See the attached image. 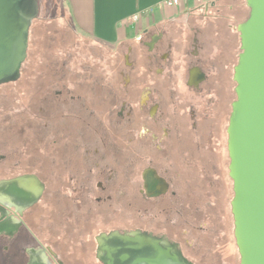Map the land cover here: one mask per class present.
<instances>
[{
  "label": "flooded vegetation",
  "instance_id": "1",
  "mask_svg": "<svg viewBox=\"0 0 264 264\" xmlns=\"http://www.w3.org/2000/svg\"><path fill=\"white\" fill-rule=\"evenodd\" d=\"M230 63L232 62H224L222 65L228 70L231 68ZM215 68L216 64L203 66L199 61L189 68L188 87L202 91V84L208 82L207 89L198 96L138 97V100L132 99L133 97H106V112H99L89 104V101L96 103L93 101L94 97L91 100L89 97L46 99L44 112H61L59 143L64 146L68 139L73 138L74 152L69 156L64 152L60 160L62 174L58 194L62 206L59 211L63 220L60 225L62 235H55L56 239L51 244H46L31 231L37 240L33 244L44 248L29 250L31 260L29 255L26 256L25 264H75L78 257L71 246L86 248L89 244L95 245L96 264H104L99 258L100 234L113 231L123 234L137 229L172 245L185 264H241L232 208L224 205V210L222 209L226 227V239L222 247L214 240L220 233L218 223L222 215L209 199L213 195L212 191L216 192L205 186L209 179L201 176V181L195 182L192 174L186 175L178 171L175 162L184 160H172L163 156L167 154L165 151L168 148L164 136L184 133L185 123L187 132H190L199 127L202 116L210 118L212 115L216 126L217 120L226 112L228 82L217 77L212 70ZM32 119L27 118L30 124L33 123ZM69 129H74L76 135L69 137ZM115 133H121L123 139L131 133H138L141 136L140 142L132 144L119 140ZM115 137L118 141H115ZM132 149H139L138 154L131 152ZM186 161L191 162L189 159ZM34 164L31 157L20 173L0 179V237L13 239L14 243H29L23 227L35 225L29 217L31 209L49 188L45 180L34 172ZM17 165L13 164V168L16 169ZM33 175L44 185L38 200L41 185ZM21 176L28 177L15 179ZM220 176L226 192L225 179L222 173ZM211 185L214 186L212 183ZM201 187L204 189H200ZM195 197L208 199L196 204ZM131 198L139 199L140 218L148 217V223L140 222L135 228L108 229L95 235L90 232L89 224L84 220L90 221L95 215L110 217L112 212L118 211L128 215ZM92 199H95V205L92 204ZM82 210L90 213L88 218ZM160 216H164L165 220H159ZM51 226L54 229V225ZM84 232L86 233L82 237L81 233ZM226 249L229 251L228 255L225 253ZM24 252L27 255L28 248L25 247ZM189 253L194 254V257L190 259ZM20 256L21 251H16L15 257Z\"/></svg>",
  "mask_w": 264,
  "mask_h": 264
},
{
  "label": "rangeland",
  "instance_id": "2",
  "mask_svg": "<svg viewBox=\"0 0 264 264\" xmlns=\"http://www.w3.org/2000/svg\"><path fill=\"white\" fill-rule=\"evenodd\" d=\"M43 2L45 14L47 12L49 13L50 10L51 13L44 17L40 16L41 18L35 19L32 23L29 35V55L23 66L24 69L20 79L16 82L0 85V179L20 173L23 166L27 165L28 159L31 157H33L34 165H40L42 159L36 157V148L45 152V150H47L46 146H48L50 150H53L51 139H56L58 134L55 133V128L53 127L55 125L51 121L47 122L44 120L45 118L42 117L43 112L38 110L40 109L39 105L42 104L41 98L79 97L78 92L80 88L76 86L77 84L75 81H79L78 84L82 83L85 75L91 73V67L95 69V71L100 72L104 69L106 71L108 70L109 73L110 62H112L111 46L99 43L78 32L74 34L70 30L69 20L65 16L62 0H43ZM48 3L51 8L47 6ZM215 16L216 12L213 11L209 13L208 17L217 23V27L214 29L218 32L216 33V35H218L214 37H217V39H219L218 42L222 45L225 62L233 58V61L230 62L236 63L237 57L241 51L237 29H232L233 35L226 34L225 29L221 28L223 23L216 20L217 17ZM60 61H69L66 72L64 70L61 71ZM46 64L48 65L45 67ZM230 67L231 68L228 70L225 69L221 61V63L218 62L216 68L212 70L217 74L219 79L222 78L228 82L227 92L229 94L227 100L233 101L236 96L234 92L236 82L233 80V63H230ZM74 71L79 75H73ZM113 73V70H110L111 78ZM64 85H66L68 91L71 92L66 91V93H64L62 88ZM61 90L64 94L61 93ZM182 92H184L183 88ZM26 118H33L36 120H33V123L30 124ZM22 128H24V131H21ZM199 161L197 165L195 164L196 167L193 171V176L200 181L202 179L201 176H204L206 180L209 179L208 182L205 183V186H208V189L211 188L216 190V192L212 191L211 194L213 195L209 197V199L215 203L217 212L220 211L221 214L223 212L222 209L224 210V205L225 207L231 208L230 202L233 198L231 185L225 192L221 184L222 181L220 180L221 173L218 163L216 167L212 168L213 172H210L211 169L201 160ZM13 164L14 166L18 164V167L16 166L17 168L14 169ZM50 181H52V193H50L51 195L46 194L43 198V202H46L44 204L46 210H43V214L48 216L53 209L57 211V213H55L57 214V219H55L54 224H52L54 225V231L49 228V226H51V223L49 225V221H52L50 217L44 218L43 220L44 215H41L40 212L29 215L30 220L35 222L37 229L34 228V230L37 236L46 244H51L52 241L56 239L55 237L60 235L62 233L61 231H63L61 229L62 226H60L61 223H63L59 212L61 210H58L59 207H62L59 203L61 202V197L58 193L56 195L53 193L60 183L52 178ZM211 183L214 184V186H212ZM202 188L204 189V187L200 189ZM203 198L204 199L195 197L194 201L196 204H200L208 199L206 197ZM138 200L139 199H130L131 205L129 211H127L128 215L118 211L112 212L110 217L95 215L90 221L84 220L83 216L81 217L84 222L89 224V230L95 232L94 235L108 229L135 227L139 225L140 222L148 223V217L143 216L140 218L141 214L139 215L138 211ZM118 203H120V201ZM118 203H116V205H119ZM92 204L95 205V199H92ZM82 211L88 218L90 213H86L85 210ZM72 213H74V210ZM73 216L74 215H72V217ZM164 218V216H160L159 220L164 221ZM220 218V223H218L220 233L214 240L217 245L223 247L226 239V227L224 225L225 218H223V215L220 216ZM15 243L18 242L15 241ZM22 246L21 244L20 246L17 245L16 249L18 250L19 247L22 248ZM39 248L42 249L44 247L40 245L35 249ZM94 249V244H89L86 248L83 246H71V250H75L74 253L78 257L75 264H96L94 261ZM228 252L229 251L226 249V255L229 254ZM188 255L191 256L190 259L194 257L192 253ZM0 264H2L1 255Z\"/></svg>",
  "mask_w": 264,
  "mask_h": 264
},
{
  "label": "water",
  "instance_id": "3",
  "mask_svg": "<svg viewBox=\"0 0 264 264\" xmlns=\"http://www.w3.org/2000/svg\"><path fill=\"white\" fill-rule=\"evenodd\" d=\"M246 2L228 126L231 208L241 264H264V0ZM38 13V0H0V85L20 78ZM32 177L41 185L38 200L44 185ZM98 249L104 264H185L172 245L138 229L102 233Z\"/></svg>",
  "mask_w": 264,
  "mask_h": 264
},
{
  "label": "trees",
  "instance_id": "4",
  "mask_svg": "<svg viewBox=\"0 0 264 264\" xmlns=\"http://www.w3.org/2000/svg\"><path fill=\"white\" fill-rule=\"evenodd\" d=\"M39 4V13L38 18L40 16L44 17L51 13L45 14L44 11V2L43 0H38ZM47 6L50 7L48 3ZM51 8V7H50ZM65 16L67 17L66 13ZM43 19V18H42ZM69 20V18L67 17ZM212 22L211 20V25ZM70 30L75 34V29L72 26L71 21L69 20ZM214 25V24H213ZM210 27V26H209ZM31 30V29H30ZM238 33V31H237ZM239 34V33H238ZM152 33L148 34V40L151 39ZM240 38V37H239ZM190 42V41H189ZM172 41L170 40H161L156 44L153 51L149 52L148 48L145 46V39L142 36L138 37V39H134L128 41L126 43H122L117 45L116 47H112V62H110L109 73L108 70L102 69L100 72L95 71V69L90 68V72L88 75H85L83 82L78 84L79 81H75L76 86L79 89L78 96L79 97H89L91 100L94 97L96 103H92L89 101V104H92L93 108L98 110L99 112L107 111V100L106 97H133L132 99L138 100V97H192L198 96L203 93V90L207 89L208 82H205L201 86V90H195L194 88H190L187 86V79L189 75V68L196 62H200L203 66L208 64H218V62L224 64L225 56L224 54H220L219 56L211 57L212 53L209 51H204L197 58H194L190 53V47L185 50V52L181 55L180 61L175 64L173 68L172 62H174V56L172 54ZM128 47H130V51L128 52ZM29 51V47H28ZM167 54V58L163 59L162 55ZM29 55V53H28ZM28 58V56H27ZM27 60V59H26ZM229 61H233V58L229 59ZM238 61V57H237ZM233 63V72L234 66L237 64ZM61 62V71L64 70L66 72L67 65L69 61H60ZM24 62L23 66L25 65ZM112 63V64H111ZM48 64L45 65V67ZM23 66L21 69V74L23 72ZM108 69V68H107ZM110 70H113V75L111 78ZM63 71V72H64ZM66 74V73H65ZM64 74V75H65ZM73 75L78 76L77 72H73ZM21 77V76H20ZM20 79V78H19ZM18 79V80H19ZM17 80V81H18ZM16 82V81H14ZM66 84V83H65ZM76 87V88H77ZM236 87V86H235ZM64 93L68 91L66 85L63 87ZM182 88L183 91L182 92ZM62 91V90H61ZM63 91L61 92L62 94ZM71 92V91H68ZM235 92V88H234ZM236 94V93H235ZM55 97H42V104L39 105V111L43 112V116L46 121H52L55 125V133L59 136V116L60 111L58 110L56 113H46L43 110L46 109L45 101L46 99L53 100ZM228 98V97H227ZM236 99V96H235ZM234 101V100H233ZM233 101H228L226 103V112L220 119L217 120V125H214L213 116L210 118H206L205 116L200 119L201 123L199 127L193 128L190 132H187V124L183 125L184 133L180 134H170L169 137H163L167 144V152L162 153L163 156H167L172 160L180 159L184 160V162H175L176 166L179 168V172L183 174H192L198 162L195 160H205L203 162L208 168H210V172H213V167H216L218 163L220 167V173L223 174V177L226 182V189L230 187L233 190V181L229 175V164L230 157L228 152V126L229 119L232 111V103ZM95 104V105H94ZM60 112V113H59ZM27 119V118H26ZM29 119V118H28ZM36 120V119H32ZM74 125V124H73ZM215 126V127H214ZM70 135L75 136L76 133L74 129H69ZM116 136H119V140L128 141L132 144L140 142V134L131 133L129 136H125L123 139V135L120 133H115ZM51 139V143L53 144V150H50V147L45 150V152L40 151L36 148V157L41 158L42 162L40 165H34V172L40 176L42 180L49 185L50 193H52L51 185L53 180H56L60 183V175L62 174V166L60 163L61 157L66 152L67 156L71 155L74 152V139H68L67 143L61 145L59 143V137ZM68 137V138H69ZM132 140H131V139ZM115 141L118 139L115 137ZM139 149H132L131 152L138 154ZM164 152V151H162ZM132 156V154H131ZM137 155H135L136 157ZM133 157V156H132ZM139 157V155L137 156ZM187 159L191 160V162L186 161ZM208 160V161H207ZM196 164V165H195ZM36 166V167H35ZM195 182L198 181L194 176ZM229 185V186H228ZM48 189L46 194H48ZM60 189V185L53 192L55 195L58 193ZM45 194V195H46ZM44 195V196H45ZM51 195V194H50ZM234 196V192H233ZM44 198V197H43ZM43 198L31 209L32 213L40 212L43 214V210H46L43 202ZM138 199V198H132ZM232 201V200H231ZM231 206V202H230ZM231 209V208H230ZM42 210V211H41ZM60 210V207L59 209ZM57 211L55 209L52 210L48 214V216H43L44 218H51L52 221H49V225L51 223L54 224L55 219H57ZM46 214V213H45ZM31 223V222H30ZM29 228V230H28ZM36 226L32 224H28L23 227L25 237L29 239V243L37 242L35 236L31 234V231L35 232ZM50 230L54 231L52 226H49ZM135 228V227H131ZM92 230H90L91 232ZM94 235V231H92ZM86 232L81 233L82 237H84ZM37 236V235H36ZM14 243L13 239H8L7 237H0V255L2 259V264H25L26 254L24 252V248H21V257L24 259L19 263L16 262L15 252L12 250V244ZM28 243V244H29Z\"/></svg>",
  "mask_w": 264,
  "mask_h": 264
},
{
  "label": "crops",
  "instance_id": "5",
  "mask_svg": "<svg viewBox=\"0 0 264 264\" xmlns=\"http://www.w3.org/2000/svg\"><path fill=\"white\" fill-rule=\"evenodd\" d=\"M163 1L62 0L63 9L75 31L99 43L116 47L142 36L145 46L151 52L159 41H172L174 62L171 68L180 61L181 55L189 47L194 58L204 51L212 53L211 57L224 52L219 39L214 37L218 35L214 29L217 23L212 20L215 23L211 25L209 13L216 12V20L223 23L221 28L228 35H233L232 29H237L249 15L246 0H187L179 7L167 8L161 7ZM135 15H138L136 21L133 20ZM149 33H152L150 40ZM130 49L128 47V52ZM162 58L166 59L167 54H163ZM19 243L12 244L14 252L21 249H16ZM21 246L28 248L26 256L29 255L31 259L29 250L38 245L30 243ZM22 257H16V262L26 258Z\"/></svg>",
  "mask_w": 264,
  "mask_h": 264
},
{
  "label": "built area",
  "instance_id": "6",
  "mask_svg": "<svg viewBox=\"0 0 264 264\" xmlns=\"http://www.w3.org/2000/svg\"><path fill=\"white\" fill-rule=\"evenodd\" d=\"M187 0H165L163 1L161 7H179L181 6L184 2H186ZM138 19V15H135L133 17V20L136 21Z\"/></svg>",
  "mask_w": 264,
  "mask_h": 264
},
{
  "label": "bare ground",
  "instance_id": "7",
  "mask_svg": "<svg viewBox=\"0 0 264 264\" xmlns=\"http://www.w3.org/2000/svg\"><path fill=\"white\" fill-rule=\"evenodd\" d=\"M174 249H176V248H174Z\"/></svg>",
  "mask_w": 264,
  "mask_h": 264
}]
</instances>
